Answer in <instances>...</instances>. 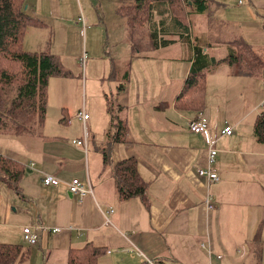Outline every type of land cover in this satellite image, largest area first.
Instances as JSON below:
<instances>
[{
	"label": "crops",
	"instance_id": "0c3cea01",
	"mask_svg": "<svg viewBox=\"0 0 264 264\" xmlns=\"http://www.w3.org/2000/svg\"><path fill=\"white\" fill-rule=\"evenodd\" d=\"M207 1L202 11L189 8L183 27L173 23L168 13L153 14L152 29L174 42L153 48L147 38L144 46L137 48L130 57L143 52L145 66L155 69L164 63V57L153 53L164 56V51L180 40L187 41L188 56L186 59L181 56L178 74L170 80H160L158 93L151 97L148 76L143 70L141 78L136 79L139 101L135 103L129 70L122 74V82L110 93L103 92L99 85L88 87V81L94 79L87 71V77L84 71L77 69L76 72L72 70L75 77L72 74L71 77L50 78L48 99L50 88L53 95L63 98L72 89L77 97L72 103L74 107L62 102V110L53 117L55 130L48 132L50 139L45 140L44 133L34 138L38 139L35 152L31 147L26 150L14 143L0 146V154L24 167L17 192L0 181V242L25 244L29 248L26 258L13 264H67L68 251L87 243L103 248L99 264H138L139 259L131 250L133 245L158 264L264 262V142H259L254 135V122L264 109V88L261 86L264 65L256 72L255 79H248L234 75L226 62L229 53L238 49V42L249 45L264 61L253 48V44H257L264 51V0ZM25 3L26 12L37 21L40 17L48 18L46 21L56 29L58 44L67 43L68 22L73 28L80 26L83 33L86 30V20L84 23L79 20L82 11L79 10L80 15L74 21L69 20L62 11L61 0H33L31 5L25 0ZM41 4L46 6L47 15L39 12L37 6ZM212 8L214 14L217 12L214 17ZM191 13L195 16L206 13L211 19L215 18L219 37L211 38L209 31L202 36V45L197 44L188 23ZM26 38L27 32L24 45ZM125 39L130 43L127 28ZM219 46L226 48L225 56L213 55ZM197 49L202 63H210L204 76L203 107L197 111L179 110L177 97L193 66ZM50 52L58 57L62 66L70 69L63 59L67 50L58 52L55 47ZM169 59L172 58L165 60ZM212 61L215 63L211 64ZM222 63L228 68L222 67ZM115 76L114 72L109 74L110 79ZM216 86L219 90L226 89L223 97L216 92ZM228 90H234L229 94L230 101L225 99ZM79 91L83 93L82 103L88 113L86 151L73 143L74 138L83 136V120L66 118L64 114V110H68L75 115L80 108ZM88 99L92 103L93 99L96 101L92 106L94 114L85 108ZM109 99L114 104L110 112L107 109ZM115 107L119 114L114 112ZM223 108L228 114L221 113ZM199 111L207 117L212 134L217 136L214 144L217 154L210 164L218 174L217 181H208L196 171L197 166L208 165V145L204 136L187 127V120ZM118 118L127 126L124 142H112L109 138L114 130L112 122ZM227 125L232 127V133L217 135ZM80 132L81 137H75ZM63 136H71L72 145L66 144ZM89 148L97 151L101 158L96 154L90 158ZM104 150L108 153L106 164ZM128 157L135 158L139 176L147 186L144 197L123 200L114 183L113 168ZM43 174L53 175L60 182L43 185ZM75 177L90 185L92 193L83 197L72 195L67 183ZM206 197L212 208L206 204ZM36 221L60 230L45 229L36 245H28L23 240L22 228ZM254 243H257L255 249L252 248Z\"/></svg>",
	"mask_w": 264,
	"mask_h": 264
},
{
	"label": "trees",
	"instance_id": "16d2710c",
	"mask_svg": "<svg viewBox=\"0 0 264 264\" xmlns=\"http://www.w3.org/2000/svg\"><path fill=\"white\" fill-rule=\"evenodd\" d=\"M206 2L208 1L121 0L117 11L126 18L128 41L133 49L143 47L147 38L151 41L150 47L159 48L174 40L163 38L152 29L155 12L161 16L168 13L173 23L183 27L189 8L202 11ZM25 4V0H0V134L5 136L38 133L44 125L49 79L53 76H72V72L65 69L49 49L32 51L24 48L27 27L39 24V21L26 12ZM199 57L200 50L197 49L193 66L177 97L176 108L179 110L197 111L203 107L204 76L210 63L203 64ZM226 62L234 73L247 66L251 67L252 64L258 72L264 65V61L243 42H238V49L229 53ZM213 63L215 62L212 61L211 64ZM113 105L112 100H107L109 112ZM112 124L114 130L109 133V138L112 142H124L127 129L125 122L122 123L118 118ZM254 135L259 142H264V109L254 122ZM103 162H108L105 150ZM23 173L24 167L18 161L0 154V181L17 192ZM113 178L121 199L144 197L147 183L139 176L135 158L128 157L118 161L113 168ZM28 253V246L23 244L0 242V264L22 261ZM102 253L103 248L91 243L81 248H71L67 264H99L98 258Z\"/></svg>",
	"mask_w": 264,
	"mask_h": 264
},
{
	"label": "rangeland",
	"instance_id": "374dc122",
	"mask_svg": "<svg viewBox=\"0 0 264 264\" xmlns=\"http://www.w3.org/2000/svg\"><path fill=\"white\" fill-rule=\"evenodd\" d=\"M28 1L31 5L33 0ZM61 2L62 11L66 12L69 20L71 21H74L77 18L78 14L80 15L79 10L82 11V14L86 20L85 32L83 33L80 26L77 25V28H73L72 23L68 22L67 24L69 25V29H67V43L64 41V45H61L57 43L58 38L56 37V29L51 27L48 21H46V19L48 18L40 17L38 18V25H30L27 27V38L24 48L35 51H42L47 48H49L50 51H54L55 47L57 48L58 52H60V50H67V55L65 54L63 56L64 63L68 68H70L69 70L72 72L74 77L76 76L75 72L77 69H79L80 72L81 70L82 72L84 71V76H86L87 71L88 74H90V76H92V78L94 79L88 81V87H90L91 89L99 85L103 92H114L116 84L122 82V74L126 70H129L131 81L130 85H132V90L134 89L135 91V87L137 85L136 79L141 78V71L143 70L148 76L149 83L147 84V87L150 91L148 95L149 97H151L153 93H158L157 88L160 84V80L164 82L165 80L172 79L175 74H178V63H180L181 56H183L185 59L188 56L187 41L183 42L180 40V42L175 44L173 47L166 49L164 51V56L153 53L154 56L164 57V63L161 66L158 65L155 69H151L150 67L145 66L146 62H144L145 60H143V52L137 53L133 58L130 57L131 53L136 51V48L133 49L131 44L128 43L125 39L127 28L125 26L126 18L117 13V7L121 4V0H61ZM37 7L39 9V12L47 15L48 11L44 4L38 5ZM214 10V8L211 9V14L213 15V17L217 14V12H215L214 14ZM211 17L212 16H210L209 14L207 15L206 13L197 14V16L191 13L188 16V23L191 24L192 28L191 35L193 36L195 42L199 45H202L203 43L202 36L205 37V34L209 31H211L212 34L211 38L219 37V27L217 25V21L215 20V18L211 19ZM136 46L138 47V45ZM253 48L260 57H264V51L260 47H258L257 44H253ZM212 53L213 55L221 57L225 56L227 54V51L224 46H219ZM169 57L177 60V62L172 59L165 60ZM167 66H169V68H167ZM63 67L66 69L65 66ZM222 67L228 68L225 63H222ZM72 70H74L75 72ZM111 72H114L116 74L114 79L109 78V74ZM232 73L234 75L248 77V79H255L256 66L252 64L251 67L247 66L245 69H241L236 73ZM74 85L76 86V81L74 82ZM49 91L50 96L46 107L44 128L39 129L38 133L20 135V138H18V136H15L16 138H14V136L7 135L0 136V146H6L14 143V146L20 145L26 150H30L31 147L32 151L35 152L38 147V139H34L35 137H37L41 133H44L47 136L45 140L50 139L48 132H52L53 130H55V126H53V117L62 110V102H66L71 107H74V104L72 103L76 102L77 97L76 93L72 89L66 93L64 98L59 95H53L52 88H50ZM210 92L211 94H213V87L210 88ZM216 92H219V94L223 97L226 89L219 90V88L216 86ZM231 92H234V90H228L227 97H225L227 101H230L231 99L229 97V94ZM78 94L80 108L76 110V114L77 111L84 109V105L82 103L83 93L79 91ZM93 100L94 101L92 103V101L88 99L89 103L87 106H85L90 114H94L92 112V106H95L96 101L95 99ZM132 100L134 101V103L135 101H139L136 95V91L134 94V99L132 95ZM225 111L226 109L223 108L221 113L224 114ZM114 112L116 114H119L116 107L114 109ZM228 112L229 111L227 110L225 114H228ZM61 114L63 115L62 112ZM64 114L67 116L66 118L70 119H76L77 117L76 114L73 115V113L71 111L69 113L68 110H64ZM75 137L80 138L81 132ZM63 138L66 144L72 145L71 136H63ZM74 140L77 139L74 138ZM78 149L81 150V146ZM89 153L90 158H94L92 155L95 154L97 155V158H101V155L97 151H92L91 148H89ZM24 246L26 247L25 244ZM256 247L257 243H254L252 245V248L255 249ZM261 264H264V262L262 261Z\"/></svg>",
	"mask_w": 264,
	"mask_h": 264
},
{
	"label": "built area",
	"instance_id": "2783aa9c",
	"mask_svg": "<svg viewBox=\"0 0 264 264\" xmlns=\"http://www.w3.org/2000/svg\"><path fill=\"white\" fill-rule=\"evenodd\" d=\"M242 0H239L241 2ZM79 20L84 23L85 19L82 15H80ZM261 86L264 88V77L261 80ZM77 117L83 120V136L80 139L73 140V143L75 145H79L83 147V149L86 151L87 149V137L88 132L85 126V120L88 118V113H86L83 109L78 111L76 114ZM187 127L191 132L194 133H201L208 145V155H207V164L206 166H197L196 171L197 174L200 177H205L208 181H217L218 180V174L214 169L210 167V164L215 160V156L217 154V149L215 148L214 144L216 141L217 136L213 135L207 120V117L203 114L202 111H199L197 115L191 119L187 120ZM232 133V127L231 126H225L223 127L217 135H229ZM43 185H57L60 182V179L50 175V174H43L41 178ZM68 189L72 195H78L79 197H83L85 195H89L92 193V189L90 185H86L83 182H81L78 178H72L68 183ZM206 204L208 207L212 208V204L209 201V198L206 197L205 199ZM112 209H109V212H112ZM107 221H109L107 219ZM45 229H50L45 227L42 223L36 221L35 224L32 225H25L22 228V236L25 243L28 245H36L39 242L41 232ZM53 232H57L60 229L58 227H54L52 229ZM131 250L134 252V254L138 257L139 262L138 264H158L155 260L152 258L147 257L138 247L132 246ZM218 257H220L218 255Z\"/></svg>",
	"mask_w": 264,
	"mask_h": 264
},
{
	"label": "water",
	"instance_id": "95a60500",
	"mask_svg": "<svg viewBox=\"0 0 264 264\" xmlns=\"http://www.w3.org/2000/svg\"><path fill=\"white\" fill-rule=\"evenodd\" d=\"M26 7V6H25ZM68 195H70V193H68ZM71 196V195H70Z\"/></svg>",
	"mask_w": 264,
	"mask_h": 264
}]
</instances>
